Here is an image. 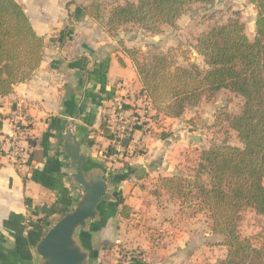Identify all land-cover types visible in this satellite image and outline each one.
Returning <instances> with one entry per match:
<instances>
[{
	"label": "crops",
	"instance_id": "crops-1",
	"mask_svg": "<svg viewBox=\"0 0 264 264\" xmlns=\"http://www.w3.org/2000/svg\"><path fill=\"white\" fill-rule=\"evenodd\" d=\"M15 1L44 39L45 48L32 78L16 86L9 96L0 97V140L13 134L19 105L28 125L22 165L15 167L6 160L0 164V250L12 264H35L33 250L46 229L80 197L74 180L67 177L69 162L60 148L61 134L70 122L72 135L85 142L94 162L112 174H130L106 201V224L96 235L98 245L103 251H118V259L121 251L146 252L151 248L149 232L138 224L144 225L154 212L153 218L160 219L162 210L149 194L146 198L142 177L174 176L182 154L198 148V136L192 130L199 121L198 108L186 111L181 118H161L147 130L134 131L120 154L115 150V155L106 157L114 147L106 126L112 100L120 98L131 104L142 90L132 61L120 51L119 40L86 12L91 0ZM123 42L125 47H133L129 40ZM30 140L35 146H30ZM124 205L130 208L129 219L121 216ZM186 233L178 231V237ZM208 234H213L212 230ZM173 248L164 249V253ZM116 264L129 263L121 260Z\"/></svg>",
	"mask_w": 264,
	"mask_h": 264
},
{
	"label": "trees",
	"instance_id": "trees-1",
	"mask_svg": "<svg viewBox=\"0 0 264 264\" xmlns=\"http://www.w3.org/2000/svg\"><path fill=\"white\" fill-rule=\"evenodd\" d=\"M101 1L92 0V8L98 10ZM214 1L135 0L111 8L108 25L112 32L136 24L146 32L157 33L161 26L176 24L190 4L209 5ZM249 1L257 11L254 41L239 20L213 28L195 47L203 58L204 70L175 67L167 56H157L149 63L140 59L139 51L124 50L142 85L141 93L152 103L154 123L161 118H181L206 94L226 90L243 99L239 113L228 117L240 145L224 142L203 149L191 180L175 174L163 178L164 186L151 193L156 198L165 190L172 196L178 192L182 199L183 193L193 195L195 201L190 200L188 208L208 212L213 234L222 237L221 246L228 248L226 258L218 264H264V246L254 247L251 240L239 234L244 209L264 216V0ZM44 48V39L34 30L22 6L15 0H0V97L9 96L16 86L32 78L42 63ZM107 135L114 143V137ZM30 146H35L31 140ZM115 154L110 147L106 157ZM121 216L129 219L130 208L122 206ZM122 258L129 264H145L142 253L136 250L125 252Z\"/></svg>",
	"mask_w": 264,
	"mask_h": 264
},
{
	"label": "rangeland",
	"instance_id": "rangeland-1",
	"mask_svg": "<svg viewBox=\"0 0 264 264\" xmlns=\"http://www.w3.org/2000/svg\"><path fill=\"white\" fill-rule=\"evenodd\" d=\"M129 2H135V0H102L100 8L94 10L91 0L85 10L94 21L105 28L111 37L119 40L120 51L123 54L125 49L137 50L140 52V59L149 63L157 56H167L175 67L197 66L204 70L206 67L203 58L195 50L199 38L213 28L225 25L231 20H239L244 25L245 33L251 41H254L256 37L257 11L249 0H215L213 4L209 5L192 3L185 9L176 24L161 26L157 33L146 32L136 24L120 26L112 32L108 25L111 8L126 5ZM91 13L96 17H92ZM124 39L129 40L133 47H125ZM134 101L130 104L132 107H130L131 110L127 113L126 118L128 120L133 118L131 121L134 123H144L146 118L149 120L150 116L144 113V104L141 101L137 103ZM242 104L241 97L221 90L213 95H204L199 104L188 109L193 111L194 108H198L196 118H199V121L198 123L194 122L195 127L192 130L200 138V144L197 145V149H190L182 154L181 163L176 166V174H183L188 180H191L203 149L222 145L224 142L240 145L237 133L229 127L228 117L239 113ZM134 117L138 121H134ZM110 125L106 121L107 131L110 134H112V130H117L120 126L114 121ZM123 152L124 150L122 154ZM142 178V184L146 186V192H144L147 194L146 198L149 194V197L155 200L159 210H162L160 219L153 218L154 215L156 216L155 212L152 217H149L150 225L148 220L144 225L143 223L138 224L139 228L149 232L151 240V248L146 252L138 249L146 264H156L157 262V264H165L167 261L173 264H218V261L226 258L228 248L221 246L223 238L208 234L212 226L209 213L196 212L194 209L188 208V202L195 201L193 195L187 192L183 193L185 197L182 199L178 196V192L175 191L172 196L165 190L161 197L156 198L151 193L164 186L163 178L171 177L145 175ZM181 203H184V206H180ZM189 230L192 231L191 237H189ZM178 231H186L188 235L185 234L179 238ZM239 234L242 238L251 240L254 247L264 246V216L258 215L251 208L244 209L240 215ZM124 245L128 246V243ZM183 245L185 247L182 248ZM172 246H174L173 251L166 255L164 249ZM197 248L200 250L195 253ZM97 251L99 264H116L118 261L120 263L123 260L122 256L127 252L126 250L121 251L122 255L120 254V259H118L116 254L118 251L115 253L113 248L107 252L98 246ZM173 256L176 257V260L170 261L169 258ZM180 257L181 261L179 262Z\"/></svg>",
	"mask_w": 264,
	"mask_h": 264
},
{
	"label": "water",
	"instance_id": "water-1",
	"mask_svg": "<svg viewBox=\"0 0 264 264\" xmlns=\"http://www.w3.org/2000/svg\"><path fill=\"white\" fill-rule=\"evenodd\" d=\"M69 125L67 122L61 134L60 148L69 162L67 168L71 172L67 177L74 180L80 197L46 229L33 250L35 264H99L96 235L106 224L104 206L130 175L112 174L94 162L85 142L76 140ZM0 264H12L1 250Z\"/></svg>",
	"mask_w": 264,
	"mask_h": 264
},
{
	"label": "built area",
	"instance_id": "built-area-1",
	"mask_svg": "<svg viewBox=\"0 0 264 264\" xmlns=\"http://www.w3.org/2000/svg\"><path fill=\"white\" fill-rule=\"evenodd\" d=\"M142 102L145 107L144 113L149 115V120L146 118V122H138L134 123L133 118L128 120L126 118L127 113L131 110L125 108V106H130V104H126L120 98H115L111 102V106L106 114V121L110 125L113 121L119 123V127L117 130H112V134L114 137V149L118 154L121 152L123 147V142L130 139L134 131L138 129L146 130L149 123L153 122L151 116L154 114L153 106L151 101L147 98L146 95L140 93L137 95L135 102ZM19 115L17 116V122L14 124V132L8 139L5 141L0 140V164L2 160L8 161L10 164L15 167H19L22 165V161L24 158V148L22 146V142L27 139L28 136V125L26 123L25 117L23 115V107L19 105ZM134 121H138L136 117H134ZM150 121V122H149ZM111 127V125H110Z\"/></svg>",
	"mask_w": 264,
	"mask_h": 264
}]
</instances>
